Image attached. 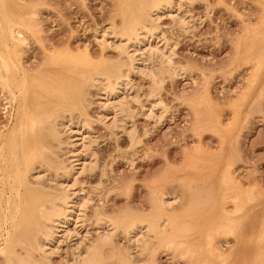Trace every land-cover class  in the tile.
<instances>
[{
	"label": "rangeland",
	"instance_id": "rangeland-1",
	"mask_svg": "<svg viewBox=\"0 0 264 264\" xmlns=\"http://www.w3.org/2000/svg\"><path fill=\"white\" fill-rule=\"evenodd\" d=\"M141 1L0 0V57L7 62L13 59L1 38L23 31L26 41L20 45L19 57L31 82L27 91L32 108L43 122L42 146L19 160L25 161L28 175L39 176L37 182L33 176L29 182H36L33 187L44 194L52 193L53 184L59 182L71 187L75 178L67 196L72 199L78 194L89 200L83 209L74 210L67 232L61 228L53 233L46 255L36 250L34 241L24 242L20 232L14 236L19 241L13 238L10 246L2 245L0 230V264H9L8 247L39 264H72L88 241L96 239L94 223L99 213L122 220L112 233L114 255L107 264H264V0H176L179 6L172 7L182 6L181 10L172 8L171 14L164 11L158 18L153 14L152 22L146 18L145 27L157 32L148 41L150 46L160 43L158 48L148 49L143 41L136 48L127 44L130 58L134 52V63L115 49L120 39L113 37ZM178 14L183 21L186 18L179 25L174 23ZM147 49H163L164 56L170 53L169 69ZM150 67L165 70L161 85L154 86L148 70L142 71ZM116 68L125 70L126 81L111 101L123 103L125 111L102 122L96 116L101 109L93 78L96 71ZM173 70L179 74L172 75ZM5 88L0 82V142L13 127L23 98L14 87L18 96L11 102ZM54 121L63 126L88 125L83 131L88 153L80 151L78 156L76 151L79 159L91 162L85 163L90 167H84V172L81 165L70 163L68 131L56 125L60 141L49 136L47 128ZM76 137L71 141L80 138ZM81 143L75 148L83 147ZM89 154L90 158L84 157ZM69 164L78 169L74 166L71 171ZM158 199H163L161 204ZM165 202L170 203L168 211ZM131 219L166 221L164 229L148 235V242H153L140 253L125 234Z\"/></svg>",
	"mask_w": 264,
	"mask_h": 264
},
{
	"label": "bare ground",
	"instance_id": "bare-ground-1",
	"mask_svg": "<svg viewBox=\"0 0 264 264\" xmlns=\"http://www.w3.org/2000/svg\"><path fill=\"white\" fill-rule=\"evenodd\" d=\"M132 1V0H131ZM139 1V0H138ZM176 0H143V2L141 1L140 4H138L137 7H135L132 12L126 16L125 18H123L122 20V25L120 28V32H117L118 34H114L115 37H113V39H115L117 36L120 39V42L118 40V42L120 43H116L118 44V46L115 44V49L117 48V51H119L120 53H124L126 56H128L129 58L131 56H129L131 53L128 51V46L129 43H132L133 48H136V45L140 44L142 41L146 43V48L150 49L149 47H157L158 42H156V46H150L152 43L149 42L148 40L150 38H153L154 33L156 34L157 32H154L155 30L153 29H147L145 26L148 25L146 24V18H148V20H151L152 15L154 14V17L158 18L159 16H162V12L164 11H168L171 14V10L172 8H180V7H172L174 6ZM179 1V0H178ZM182 1V0H180ZM179 1V2H180ZM186 1V0H184ZM183 1V2H184ZM190 1L191 0H187ZM195 1V0H194ZM126 2V1H125ZM130 2V1H129ZM133 3V2H132ZM181 3V2H180ZM179 3V4H180ZM131 4V3H130ZM178 4V3H175ZM178 4V6H179ZM125 5V4H124ZM122 4V6H124ZM134 5V4H133ZM190 5V4H189ZM129 8V7H128ZM133 8V7H132ZM128 10V9H127ZM178 10H181L178 9ZM177 10V12H178ZM183 10V9H182ZM129 11V10H128ZM131 11V10H130ZM176 12V11H175ZM183 12V11H182ZM181 12V14H182ZM162 13V14H160ZM166 13V12H165ZM124 14V13H123ZM128 14V13H127ZM173 14V12H172ZM13 15V14H11ZM1 16V15H0ZM175 16V15H174ZM177 16V15H176ZM179 17H177V23L174 22L175 24L179 23H183L185 20L183 21V17H180V15L178 14ZM169 17V16H168ZM173 17V15H172ZM169 17V18H172ZM150 18V19H149ZM157 18L154 20H157ZM160 18V17H159ZM182 18V19H181ZM153 19V17H152ZM174 20V19H173ZM176 21V20H175ZM179 21V23H178ZM152 22V20H151ZM150 22V23H151ZM156 23V21H153ZM111 23V22H110ZM149 23V25H150ZM146 24V25H145ZM174 24V25H175ZM8 25V24H7ZM177 25V26H178ZM181 25V24H180ZM109 26V25H108ZM153 26V25H152ZM176 26V25H175ZM107 27V26H106ZM115 27V26H114ZM148 27V26H147ZM158 27V26H157ZM179 27V26H178ZM181 31H182V26H180ZM184 27V26H183ZM21 28V27H20ZM12 29V28H11ZM160 29V28H159ZM16 30V29H15ZM97 30V29H96ZM107 30V29H106ZM105 30V31H106ZM113 30V29H112ZM104 31V30H103ZM111 31V30H110ZM114 31V30H113ZM111 31V32H113ZM162 31V30H161ZM184 31V30H183ZM11 32V31H10ZM107 32V31H106ZM106 32H104L106 34ZM26 33V31H25ZM100 34V33H98ZM103 34V33H102ZM104 34V36H105ZM109 34V33H107ZM23 31H21L20 29H17L15 35H11L6 39L1 38L2 41V45L4 46L3 48H5L9 55H11L13 57V59L9 58V61H5L4 59H1L0 57V82H2L5 85V89H7V91L9 92V96H10V100L11 102H15L16 98L18 96L17 92L14 91V87L19 88L18 89V93L21 94V96L23 95V98L21 100V103L19 104L17 110H16V114H15V122L13 124V127L11 128V130L9 131L8 134H6L5 136L2 137V141L0 142V230L3 231L1 238H2V245L5 246H10L16 232H20L21 237H23L26 241V243H32V241H34V243L36 244V250L37 251H41L43 255H46V245H48V243L50 241H52V236L53 233L57 234V230L59 231V229L61 230L64 229L65 231L68 229L66 228V225L69 223L71 216L73 215V212L75 209L78 210L82 207H84L86 204V198H80L78 194L77 196L75 195V197L72 199L69 198L67 196V192L69 189H73L71 187H73V185L76 183V179L72 178V183L70 182V185H72L71 187L69 185H62L59 181V183L53 184V188H49L50 191H53L52 193H48V194H44L43 192L39 191V189L33 187V184H35L38 180V177L33 176V174H29L28 175V171L26 172L25 169V161L23 162L22 159L21 161L19 160V156L20 155H28L30 152H37V149L40 148L42 145V134H41V127H43V122L39 119V113L36 112L35 108H32V104H31V99L32 97H29V93L27 91V88L29 87V85H31V82L29 81V76L27 74V70L25 69V67L22 64L21 58L19 57V52L20 51V45L23 43L24 37H23ZM26 35V34H25ZM32 35V34H31ZM109 35H113V33L109 34ZM162 35V34H161ZM164 35V34H163ZM102 37V35H100ZM108 36V35H107ZM110 36V37H111ZM1 37V36H0ZM95 37V36H94ZM104 38V37H103ZM100 41H102V39ZM156 38V37H155ZM95 39V38H94ZM118 39V38H117ZM162 39V37L160 38V40ZM99 38L95 41H98ZM154 40V39H153ZM156 40V39H155ZM165 40V39H164ZM26 41V40H24ZM152 41V40H151ZM163 41V40H162ZM104 42V41H103ZM123 42V44H122ZM125 42V44H124ZM167 41H164V43H166ZM1 43V42H0ZM101 43V42H99ZM110 43V42H109ZM151 43V44H150ZM105 44V43H104ZM108 44V43H106ZM142 44V43H141ZM111 45V44H110ZM113 45H114V41H113ZM168 45V43H167ZM117 46V47H116ZM148 46V47H147ZM108 47V46H107ZM113 47V46H111ZM144 47V46H143ZM144 47V48H145ZM164 47V45L162 46ZM1 48V46H0ZM114 48V47H113ZM130 48V49H133ZM158 48V47H157ZM114 49V50H115ZM147 49V50H148ZM160 49V48H159ZM164 49V48H163ZM163 49L160 50L163 52ZM134 50V49H133ZM133 50L131 52H133ZM152 50H154L152 48ZM22 51V50H21ZM135 51L138 52V50L136 49ZM144 51V49H143ZM149 51V52H148ZM147 54H152L153 51L148 50ZM160 51H158V49H155V51L153 52V55L155 54L156 56L158 55L157 60H162L163 64H167V68L169 69V65L168 62L170 63V61H167V59L169 60V54L166 53V57L164 56L165 53H161ZM136 52V53H137ZM141 52V51H139ZM160 52V53H159ZM7 53V54H8ZM62 53V52H61ZM60 53V54H61ZM69 53V52H68ZM135 53V54H136ZM168 54V56H167ZM53 55V54H52ZM72 56V54H71ZM134 56V52L132 54V58ZM140 56V55H139ZM138 56V57H139ZM74 57V56H73ZM152 59V57L155 56H148ZM168 57V58H167ZM127 58V57H125ZM131 59V61L133 62L134 59H136L135 57L133 58V60ZM141 58V57H140ZM139 58V59H140ZM156 58V57H155ZM167 58V59H166ZM6 59V58H5ZM119 59V58H118ZM127 60V59H126ZM156 60V59H155ZM87 61V60H86ZM143 61V60H142ZM159 61V62H160ZM167 61V62H165ZM127 62H129L127 60ZM131 62V66L133 67V63ZM141 62V61H140ZM156 62V61H155ZM135 63V60H134ZM139 63V62H138ZM84 64V63H83ZM133 64V65H132ZM163 64H159L158 66H163ZM78 65V64H77ZM140 65V64H139ZM82 66V65H81ZM135 66V65H134ZM148 66V65H147ZM152 66V65H151ZM166 66L163 67L164 69H166ZM174 66V65H173ZM172 66L173 69L174 67ZM54 67V66H53ZM66 67V66H65ZM116 67V66H115ZM137 67V66H136ZM144 67V66H143ZM171 67V66H170ZM55 68V67H54ZM118 68V67H117ZM114 69V70H110L113 72H110L108 70H104L102 72H97V75L94 76L93 78V82L92 80H90L92 83H94L95 88L98 90V108L101 109V111H99V115L96 116H100V118H102L103 120H101L102 122L104 121V119L109 118L110 114L113 116H111L113 119L114 116H118L119 114H121V112L123 113V111H125V109L123 108V103L117 104L119 103V101H117V103H114L116 101H111V100H115V99H111V96L115 94V91L118 90L119 87L122 86V83H125L123 81L124 78H126L125 76V70L124 69ZM123 68V67H122ZM151 68V67H150ZM160 68V67H159ZM153 69V67L151 69H142V71L144 70L146 73H148V77L150 78L149 80H151L154 84V86H158L161 85V83H163V75L165 72L164 69ZM66 69V68H65ZM79 69V68H78ZM77 69V70H78ZM81 69V68H80ZM108 69V68H107ZM130 69V68H129ZM141 69V68H140ZM139 69V70H140ZM166 69V70H168ZM177 70V69H176ZM74 70H72L73 72ZM80 71V70H78ZM82 71V70H81ZM80 71V72H81ZM141 71V72H142ZM170 72V70H168ZM52 72V71H51ZM137 72V71H136ZM174 70L172 71V75H173ZM29 73V71H28ZM59 73V72H58ZM65 73V71L63 72ZM143 73V72H142ZM145 73V74H146ZM82 74V73H81ZM95 74V73H94ZM143 73V75L146 77ZM174 74H176L174 72ZM179 74V73H178ZM176 74V75H178ZM84 75V74H83ZM89 75V73H88ZM127 75V74H126ZM86 76V75H84ZM49 78V77H48ZM81 78V77H80ZM90 78V77H89ZM64 79V78H63ZM87 79V78H86ZM61 80V79H60ZM48 81V80H47ZM57 82V81H56ZM69 82V81H68ZM74 83V81H72ZM80 82V81H79ZM52 83V82H51ZM86 83V82H85ZM84 83V84H85ZM127 83V82H126ZM41 84V83H40ZM39 84V85H40ZM82 84V83H81ZM87 84V83H86ZM68 85V84H67ZM75 85V84H74ZM124 85V84H123ZM127 85V84H126ZM63 86H65L63 84ZM33 87V86H32ZM46 87V86H45ZM68 87V86H67ZM70 87V85H69ZM41 88V87H40ZM66 88V87H65ZM126 88V87H125ZM72 89V88H71ZM84 89V88H83ZM124 89V88H123ZM49 90V89H48ZM47 90V91H48ZM59 90V89H58ZM44 91V90H43ZM31 92V91H30ZM39 92V91H38ZM68 92V91H67ZM121 92V91H120ZM157 92V91H156ZM40 93V92H39ZM52 93V92H51ZM56 93V92H55ZM32 94V93H31ZM38 94V93H37ZM50 94V93H49ZM57 94V93H56ZM152 94V93H151ZM34 95V94H33ZM80 92H79V96H80ZM39 96V95H38ZM53 96V95H52ZM72 96V95H71ZM94 96V95H93ZM157 95H152V97L154 98ZM35 97V95H34ZM43 97V96H41ZM150 97V96H149ZM148 97V98H149ZM150 97V98H152ZM19 98V97H18ZM73 98V97H72ZM96 98V97H95ZM157 97H155L156 99ZM34 99V98H33ZM45 99V97H44ZM59 99H61L59 97ZM63 99V98H62ZM61 99V100H62ZM87 99V98H86ZM20 100V99H19ZM65 100V99H64ZM71 100V99H70ZM75 100V99H74ZM81 100V99H80ZM153 100V99H152ZM160 100V99H159ZM37 102H40L38 100H36ZM51 101V100H48ZM58 101V100H57ZM84 101V100H83ZM36 102V103H37ZM41 102H43L41 100ZM40 102V103H41ZM77 102V101H75ZM96 102V103H97ZM49 104H51L50 102H48ZM83 103V102H82ZM121 103V102H120ZM155 103V102H154ZM157 103V102H156ZM12 104V103H11ZM16 104V103H15ZM47 104V103H46ZM66 104V103H65ZM72 104V103H71ZM78 104V103H77ZM80 104V103H79ZM84 104V103H83ZM63 105V104H61ZM82 105V104H81ZM127 106V105H126ZM58 107V106H57ZM125 107V105H124ZM128 107V106H127ZM126 107V108H127ZM39 109V108H38ZM129 108H127L128 110ZM85 110V109H84ZM98 110V109H97ZM49 113V112H48ZM119 113V114H118ZM125 113V112H124ZM128 113V112H127ZM118 114V115H116ZM53 115V114H52ZM109 115V116H108ZM130 116V115H129ZM115 117V118H116ZM57 118V117H56ZM61 118V116H60ZM59 118V119H60ZM89 118V117H88ZM97 118V117H96ZM99 118V117H98ZM99 118V119H100ZM58 119V121H59ZM66 119V118H65ZM110 119V120H111ZM47 120V119H46ZM61 120V119H60ZM67 121V120H66ZM74 121V120H73ZM76 121V120H75ZM80 121V119H79ZM115 121V120H114ZM70 122V121H69ZM78 122V121H77ZM107 122V121H106ZM112 121H110L111 123ZM49 123V122H48ZM57 121H54L52 124L49 125V127L47 128L46 125L45 127L47 128V132L49 133V136L51 137L52 140L55 141H60L59 139V132L58 130L60 129V123H57ZM63 123V121H62ZM85 122H82V124H84ZM76 125L72 122L66 124V126L63 124H61V127H64L68 132H66V134L69 135L68 138L72 137H76L79 136V139H74L73 141H71V139H69L68 143H69V147L70 149H68V153H70V163H75L77 165H81V169L84 170L91 165L89 162H87L88 160H86V162L89 165H86L87 163L84 162L85 158L80 157V159L78 158V156L80 155V151L81 154L82 152L88 153L85 149H88L87 147L85 148L84 146L87 144L85 143V145L83 144L84 142H87V137L86 132L85 135L83 134V131L86 130V128H89L88 125L87 127L84 125ZM106 124V123H105ZM109 124V123H108ZM115 124V123H114ZM56 125L58 127L59 125V129L56 128ZM106 126V125H105ZM109 127V126H108ZM112 127H115V125H113ZM63 128V129H64ZM111 128V127H110ZM58 129V130H57ZM62 130V129H61ZM60 130V131H61ZM89 130V129H88ZM6 131V130H5ZM44 132V131H43ZM46 132V131H45ZM63 132V134L65 133ZM1 133V132H0ZM133 132H131L132 134ZM44 134V133H43ZM65 134V135H66ZM88 134V132H87ZM45 135V134H44ZM83 135V136H82ZM48 136V135H47ZM128 136H130L128 134ZM132 136H134V134H132ZM131 138H135L132 137ZM44 137V136H43ZM129 137V139H130ZM137 138V137H136ZM83 139V140H82ZM86 141H85V140ZM44 140V139H43ZM80 140L82 141V143L80 145L83 144V147L81 146L80 148H84V149H80L75 148V146H77V144L80 142ZM131 140V139H130ZM129 140V141H130ZM135 140V139H134ZM71 141V144H70ZM79 141V142H77ZM133 141V139H132ZM135 142V141H134ZM137 142V141H136ZM135 142V143H136ZM44 144V143H43ZM58 144V143H57ZM56 144V145H57ZM66 144V143H65ZM79 145V144H78ZM79 150V151H78ZM78 151V156H77V152ZM85 151V152H84ZM40 156V155H39ZM87 156L88 158H90V156H92L91 154L88 155H84V157ZM67 157V156H66ZM86 157V158H87ZM23 158V157H22ZM25 158V157H24ZM57 159V157H55ZM73 158V159H71ZM82 158V159H81ZM55 159V161H56ZM68 159V160H69ZM75 159V160H74ZM37 161V160H36ZM66 163V161H65ZM79 163V164H78ZM86 163V164H85ZM30 164V163H29ZM54 164L57 165V167L61 168L60 164L56 162H54ZM53 164V165H54ZM69 164V165H71ZM74 165V164H73ZM86 165V166H85ZM31 166V165H30ZM39 166V165H38ZM68 166V165H67ZM75 168L76 165H74ZM74 166L71 165V171H73ZM79 167V168H80ZM83 167V168H82ZM86 167V168H84ZM90 167V166H89ZM32 168V167H30ZM67 168V167H66ZM65 167L62 168L63 170L66 169ZM29 169V168H28ZM78 169V168H77ZM31 170V169H30ZM35 170V169H34ZM47 169H45L46 171ZM70 169L68 168V171ZM76 170V169H75ZM80 170V172L82 171ZM59 171V170H58ZM70 171V173H71ZM30 172V171H29ZM31 173V172H30ZM77 173H79V170L77 171ZM82 173V172H81ZM43 174V172H42ZM41 174V175H42ZM73 174V173H71ZM39 175V174H38ZM33 176V177H32ZM72 176V175H70ZM69 176V177H70ZM32 177L34 180L36 181L35 183H30L29 178ZM63 177V176H61ZM68 177V176H67ZM73 177H75L73 175ZM52 178V177H51ZM50 178V179H51ZM54 179V178H53ZM61 179V178H60ZM42 181V180H41ZM57 182V181H55ZM66 182V181H65ZM49 183V182H48ZM54 183V182H53ZM69 184V183H68ZM49 185V184H48ZM47 187V186H46ZM52 187V186H50ZM44 191V190H43ZM70 191V190H69ZM166 192V191H165ZM171 192V191H169ZM72 193V192H71ZM74 193V192H73ZM71 195V194H69ZM166 195V194H165ZM87 196V195H86ZM167 196V195H166ZM175 196V195H174ZM160 198L162 197L161 195L159 196ZM164 198V197H163ZM168 199V198H166ZM160 201V199H158ZM163 200V199H162ZM162 200L160 201V204L162 202ZM172 200V199H171ZM176 200V199H175ZM89 201V200H88ZM157 201V200H156ZM168 200H166L167 202ZM165 202V207L169 206L170 203L166 204ZM173 202V201H172ZM155 205V204H154ZM163 206V205H161ZM164 209L167 208V211L169 210L168 207H166ZM170 208V207H169ZM172 208V207H171ZM83 209V208H82ZM163 210V208H162ZM173 211V210H171ZM225 211V210H224ZM81 212V211H79ZM96 212V211H95ZM99 212V211H98ZM97 212V213H98ZM157 212V211H156ZM78 214V213H76ZM75 214V218L76 217ZM151 214V213H150ZM154 214V213H153ZM163 214V213H162ZM164 217L166 216V212L164 213ZM33 216H35V219H33ZM117 216V215H116ZM136 216V215H135ZM96 220L94 224H96V229H97V235H96V239L92 240V241H88L89 243H87L84 248V253L83 254H76L77 256L73 257V262L72 264H107L109 262L110 259H112V233L113 231H116L119 227H121V221L119 218L115 219V218H108L107 215L105 216L104 214H97L96 216ZM127 217V216H126ZM160 217V216H159ZM167 217V216H166ZM74 218V219H75ZM79 218V215H78ZM122 218V217H121ZM152 218V217H151ZM168 218V217H167ZM166 218V219H167ZM228 218V217H227ZM232 218V217H230ZM153 219V218H152ZM164 219V218H163ZM76 221L78 219H75ZM75 220H71L72 222H76ZM128 220V219H127ZM161 221V218L159 219ZM171 220V219H170ZM175 220V219H174ZM165 221V220H164ZM164 221L160 222L162 224H158V222L156 223L155 221H138V220H132L127 222V226L125 227V234L127 237H129V240L131 241V245L132 243L135 245H133L136 249H138V253H140L142 250L145 249L146 245L149 243L148 242V235H152L153 233H155L158 229L160 230L162 228L163 223H165ZM169 221V220H168ZM125 222V221H124ZM174 222V221H172ZM240 222V221H239ZM73 223V224H74ZM170 223V222H169ZM167 223V225L169 224ZM125 224V223H124ZM174 224V223H173ZM69 226V225H68ZM74 226V225H73ZM166 226V224H165ZM75 227V226H74ZM105 228V229H104ZM124 228V227H123ZM122 228V229H123ZM172 228V227H171ZM104 229V231H103ZM164 229V228H162ZM173 229V228H172ZM62 230V231H64ZM66 231V232H67ZM163 231V230H162ZM165 232V231H164ZM168 233V232H167ZM66 234V233H64ZM68 234V233H67ZM161 234V233H160ZM17 235V234H16ZM37 236H39L40 238L37 239ZM159 236V235H158ZM57 237V236H56ZM150 237V236H149ZM153 237V236H152ZM54 238V237H53ZM157 238V237H156ZM15 240L19 241L20 239H16ZM23 239V240H24ZM55 239V238H54ZM127 239V238H126ZM152 238H149L150 241ZM154 239V238H153ZM166 239V238H165ZM168 240V239H167ZM166 240V241H167ZM54 241V240H53ZM153 242V241H152ZM150 242V243H152ZM150 243L148 244L150 246ZM28 245V244H27ZM51 245V244H50ZM49 245V246H50ZM29 246V245H28ZM48 246V247H49ZM30 247V246H29ZM148 247V246H147ZM9 248V264H39L34 262L31 259H23L19 256L16 255V253L13 251L12 247H8ZM31 249V248H30ZM50 249L51 247H49V252L50 253ZM114 251V250H113ZM118 252V251H116ZM5 253V252H4ZM7 255V256H8ZM129 256V255H128ZM6 257V256H5ZM6 259V258H5ZM124 259H128L127 257ZM130 259V257H129ZM8 261V260H7ZM46 261V260H44ZM127 262V261H126ZM131 262V260H130ZM127 264V263H125ZM131 264V263H130Z\"/></svg>",
	"mask_w": 264,
	"mask_h": 264
}]
</instances>
